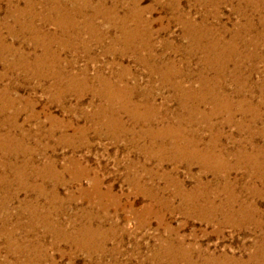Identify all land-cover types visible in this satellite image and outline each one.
I'll return each instance as SVG.
<instances>
[{
    "label": "rangeland",
    "instance_id": "obj_1",
    "mask_svg": "<svg viewBox=\"0 0 264 264\" xmlns=\"http://www.w3.org/2000/svg\"><path fill=\"white\" fill-rule=\"evenodd\" d=\"M30 2L34 27L55 31L57 26L41 20L46 14L42 0ZM13 4L25 6L23 0H13ZM246 4L247 0H90L89 8L73 16L83 28L79 40L88 47H52L59 52V66L65 72L80 75L84 69L91 79L99 72L109 77L111 84L122 66L128 68L124 80L134 89L129 98L113 106L117 120L135 131L170 125L187 139L193 138L199 149L213 145L211 151L221 153L233 169L213 176L197 163L187 166L166 161L159 165L158 158L150 157L144 149L147 140L132 135V141L114 139L117 133L99 136L98 132L106 131L101 124L105 116L94 114L90 105L97 104V98L90 93L80 102L70 94L55 97L53 76L26 79L21 66L10 68L14 49L32 56L40 53V47L33 44L30 33L18 38L9 34L7 26L14 22L7 17V0H0V202L5 199V208L0 203V264H166L181 249L188 250L196 264H220L227 258L239 264H264V252L257 251H264V180L258 176V171H264V41L245 50L255 56L242 65L244 73L254 66L251 74H243L239 67L234 71L236 63L230 61L219 75L220 63L210 68L201 51L191 55L190 49L180 48L190 42L184 37L187 30H215L221 40H229L234 30H258L264 40V11L254 13ZM132 6L133 15L124 20L125 30H140V38L152 44L151 54H163L173 71L182 72L176 80L185 90L199 88V84L204 86L202 91L213 87L222 100L220 106L206 103L208 95L203 94V105L196 106L198 115L189 119L190 114L179 109L174 90L163 86L159 74H153L147 64L132 55L121 60L106 53L117 30L113 25L119 26L120 18ZM96 7L101 11L96 13ZM86 30L105 31V38L94 43ZM255 34L241 37L253 38ZM166 42L170 46H165ZM6 45H12L13 50H7ZM243 47L240 43L239 51L244 52ZM142 54L147 56L146 51ZM150 65L163 67L164 63L154 60ZM10 100L12 107L6 105ZM123 102L128 109L138 103L139 113L150 117L149 125L131 120ZM16 112L19 128L12 129L8 120ZM85 114L90 117L86 119ZM78 129L84 131L82 136L75 135ZM51 131L53 136L48 135ZM64 131L72 135L70 145L57 141ZM179 131L173 133L181 134ZM8 136L15 140L7 145ZM168 138L165 141L170 144L172 138ZM242 151L251 154L250 164L256 169L247 166L239 154ZM233 152L240 157L238 163L228 155ZM14 161L16 166L10 165ZM66 167L70 170H64ZM183 192L196 193L197 205H218L209 210L211 219L200 215V209L189 207ZM80 225L91 229V254L50 231L62 228L72 232ZM177 264L185 262L178 260Z\"/></svg>",
    "mask_w": 264,
    "mask_h": 264
},
{
    "label": "bare ground",
    "instance_id": "obj_2",
    "mask_svg": "<svg viewBox=\"0 0 264 264\" xmlns=\"http://www.w3.org/2000/svg\"><path fill=\"white\" fill-rule=\"evenodd\" d=\"M247 1H248V4H246V7L250 8L254 13L258 12V10L264 11V0H253L252 2H251V0H247ZM7 2H8L7 17L12 18V20L14 22L12 26L10 24H9V26H7V30L9 31V34L14 38H18L17 36H19L20 34L23 35L24 33L25 34L30 33V34H32V37H30V39L33 42H35L33 44H35V46L38 48L40 47V53H35V54H32V56H31L28 53L22 52V50H19V49L13 50L11 48L12 45H11V47L6 45L7 50H10V51H11V49L13 50L12 54H14V55L12 57L15 58V60L13 62L8 63L10 68H15L16 66H21L22 69L24 70L25 76L27 77L26 79L36 78V79L42 80L45 77H47L48 75L53 76V78L55 79L54 84H53L55 97L56 96H64V95L68 96V94H70V95L75 97V100L77 102H80L86 94L90 93L92 96L97 98L98 103L97 104L90 103V105L94 109V112H93L94 114L99 115V117L105 116V119L102 121L101 124H102V127L104 126V128H105L104 130H106V131L105 132H98L99 136L100 135H108V133L110 135L112 133H117V135L114 134V136H113L114 139L119 137V139L120 138H126V139H129L130 141H132L133 137L135 136V138H137V139H142V140L144 139V141L147 140L148 143H146L147 145L144 149L147 151V154L150 157L158 158V160H159L158 164L159 165L163 164V162H166V161H169L173 164L184 163V165H187V166H190L191 163L192 164L197 163L201 166L203 171L211 172L213 174V176L218 174V173H221V172H227L229 170H233L231 164L229 165L228 162L226 161V158L223 161L221 153L216 154L215 152L211 151L214 148L213 145H210L208 147L204 146V148L202 147V149H199L198 143L194 142L193 138L187 139V137H184V134L181 131H179L177 129L174 130L175 128H172L170 125L165 127V128L162 127L160 129H155V128L149 126V127H145L144 130L135 131V129L129 130L128 127H126L125 124H123V122L117 120V118L114 116V113H113V106L116 104V102H121V100H125V98H127V97L129 98L130 92L133 91V89H134L133 87L129 86L124 80L126 78V76L129 75V70L125 66H122V68L116 74L115 83H112L113 82L112 81L111 84H110L111 80L110 81L108 80L109 77H104L103 75H100L99 72H97V74H95V76L91 79L87 76L84 69L80 72V75H78L74 72H71V73H69L68 71L65 72L62 69H60L59 63L61 60H60L59 55H58L59 52H56L54 49H52V47L56 46V48L59 47L61 49H64V48L69 47V46H71V47L73 46L76 48L78 45H79V47H82L85 49L88 47L87 42H83V41L79 40V38H80L79 35L83 32V30H82L83 28L81 26L79 27L78 25H76V23L73 19V16H75V14L76 15L82 14V12L84 11L83 9L89 8L90 7V0H65V1H62V0H42L43 10L46 12V14L44 17L42 16L44 19H41V20L43 23H52L55 26H57L56 28L59 30L56 29L53 32L47 31V30H44V31L39 30L38 28L34 27V25H33L34 23L31 21L34 16L30 14V7H31L32 1L30 2V0H23L25 6L22 8L18 7V5L15 6V4H13V0H7ZM256 3H258L260 6L257 5ZM99 6H100V3H99ZM134 7L135 6H132L126 10L125 16H124L125 18L123 16L120 18L119 26H117V25L115 26L112 23V25L117 30H115V35L110 39L111 45H108V47H106V49H105L106 53H110V52L114 53V55H116V57L118 59H121V60L126 58L128 55H132L136 61L144 62L145 65L147 64L151 68V72L153 74H155V73L159 74L160 82L163 86L168 85V86H170L171 89H173L175 91V92L173 91V93H175V95L173 94L175 96L174 99L177 100L179 109H181L182 111H187L188 114H190V118L188 117L189 119H192L193 115H198L197 111H196V106L199 104L203 105V103H204V99H202L203 94L208 95L206 103L208 102V103L212 104L213 106H215V105L220 106L222 103V100L219 97H217L216 94L213 93V91H212L213 87H210L207 90L202 91V89H204V86L200 87V84H199L198 85L199 88H195V89L190 88V89L185 90L183 88V86L181 85V83L176 80V78H178L180 76V74H182V72L176 71V70L173 71V69H172L173 65L170 66L169 64L166 63V58L164 57L163 54H160L157 56L152 55L151 54L152 44L148 41L147 38H145V37L142 39L140 38V33H141L140 30H137V29L136 30H125L124 26H125L126 21L124 22V20H126V18H130L133 15V11L135 9ZM97 9H99V8L96 7L95 12L101 11V10H97ZM107 13H108V11H107ZM19 15L21 18H19ZM111 17H113V16H111ZM20 19H22L23 21L20 22ZM90 20L91 19H89V22H90ZM112 21H113V19H112ZM247 25L251 26V24L249 22L247 23ZM201 26H203V25H201ZM145 31L148 32V30H145ZM255 31H256V34H255V36L252 35L253 38H247L246 39V38H243L244 36L241 37L243 34L251 35L252 32L254 33ZM86 32L89 34V40L93 41L94 43H97V44L102 43V41L105 38V31L86 30ZM259 35H261V36H259ZM217 36H220V35L215 30H187L184 34V37L185 38L187 37V39H189L190 42H189L188 46H185V47L180 46V48L181 49H184V48L190 49L189 53L191 55H193L194 53L196 54L197 53L196 51H201L203 54L202 60L208 63V67L213 66L212 64L220 63L219 67H221V68H219V70H220V72H218L219 75H221V73L224 72V67H226L225 65L230 61H233L236 63L234 71L237 70L238 67H239V70L243 74H251L255 71V67L251 65L248 68H246V71L244 73L243 72L244 67L242 68V65L245 63H248L249 61H251L255 57L253 54H250V52L247 54L245 50H247V48H249L250 46H253V44H256L258 46V43H263V41H264V40H262L263 33L261 31H258V30H234V32H231V35H229L230 36L229 40H221V39L216 38ZM240 43L243 44V46H244L243 47L244 50L242 49L244 52L239 51V44ZM116 46H119L118 50L114 51ZM165 46H170V44L168 42H166ZM153 50H154V48H153ZM141 51H143V52L146 51L147 56L143 57V54L139 55ZM261 59L264 61V56H262ZM154 60L158 61L159 64L164 63V66L163 67L161 65L156 66V67L151 66L150 62H152ZM44 67H46V68H44ZM41 68L47 69V71H45ZM5 74H7V73H5ZM209 80H211V79H209ZM206 84H208V81L206 82ZM208 86H210V85H208ZM262 86H263V83H262ZM5 94H7V89H5ZM142 96H144V95H142ZM104 100H105V103H102ZM13 104H14V102H11V100H10V102L7 103L6 105H8L9 107H12ZM122 104H124V107L122 106L123 108L129 107V105H127L125 102H123ZM133 105H134V107H131L130 109L125 108L126 110H129L131 112L130 115H131L132 119L131 118L130 119L133 120L136 124L141 120L143 122H147L146 124L149 125L148 123H150L151 120H149L148 118H150V117H148V115H146V114L139 113L140 105L138 103H135ZM146 108L148 109V107H146ZM217 110H218V108H215V111H217ZM3 113H4V111H3ZM150 113H151V111H150ZM17 117L18 116H17V112H16V113H14L13 117L11 116L9 118V120H8L9 125L8 126H10V128H12V129L17 128V124H16L17 123ZM84 117L87 119L88 117H90V115L85 114ZM97 119H98V117H97ZM91 120H92V118H91ZM203 120H205V122H209L207 117H204ZM2 121H4V119ZM6 121H7V119H6ZM53 121H54V119L51 118L52 123H53ZM154 126L156 127V125H154ZM13 131H15V130H13ZM174 131H177V132L179 131V132H181V134L173 133ZM21 134H22V132H21ZM83 134H84V131H82L80 129H78L75 132V135H77V136L78 135L82 136ZM48 135L53 136V132L51 131ZM131 135L133 137H131ZM180 135H182V136L179 137V139H177L175 137V136L178 137ZM71 136L67 135L64 131V133H62L58 137V140L57 139L56 140L59 141V143H63V144L67 143L68 145H70L72 143V139H73ZM168 137L172 138V141L170 142V144H168L165 141L166 138H168ZM12 139H14V138H11L10 136H8L7 140L5 139L6 144L8 145L9 141L12 142L11 141ZM18 140L20 141V139H18ZM14 144L16 145V141ZM7 145H5V146H7ZM9 146H11V145H9ZM14 148H15V146H14ZM21 151L23 152V150H21ZM214 151H215V149H214ZM18 152H16V153H18ZM239 154L243 158H245L246 162L248 163L247 166L250 165L252 170L256 169V165L250 164L251 154H248L245 151L239 152ZM228 155L234 157L235 162L238 163L237 160H239L240 157L239 156L236 157V152L228 153ZM71 164H72V162H71ZM75 164H76V162H75ZM10 165L14 166L15 161L11 162ZM43 166L44 167L41 168L42 172L45 171V165H43ZM14 168H16V167H14ZM68 169H69V167L64 168V170H68ZM258 176L264 180V171H258ZM76 177H79V176L76 174ZM199 186L200 185L197 184V187H199ZM103 195H105V194H103ZM181 196L183 197V199L185 200V202L188 204L189 207L195 208L196 210L200 209L201 210L200 215H202L206 219H211V215H210L209 210L211 208L218 207V205H215L214 203L213 204L205 203V205H201V204L197 205L196 204V202H197V194L196 193H193V194L188 193L187 194V193L183 192V193H181ZM154 198H155V196L152 195V199H154ZM188 199L190 200V202H188ZM0 203L2 204L1 207L5 208V199H3V201H1ZM24 208H26V207H24ZM234 212L235 211H231V214H234ZM241 219L244 222L252 221V220H248L247 218H241ZM50 231H51V233H54L55 235L59 236L60 238L63 237L65 240L72 242L77 248H84V250H86L87 253L91 254L93 248L91 247L90 238H91L92 233H91V229L87 228L85 225H80L79 227H75L74 230H72V232L71 231L68 232L62 228L50 229ZM165 251L167 253H170V251H168L167 248L165 249ZM257 251H258V254L264 252V251H261L260 249H257ZM162 253L165 255L164 250H162ZM155 255L160 256L161 254L159 253V254H155ZM176 255H178L176 258L166 260V261H168L166 264H177L178 260L185 262V264H196V262L192 260L191 256H189L188 250H186V249L185 250L181 249V251H179V253ZM161 263L162 262H158L157 264H161ZM218 263L219 262L213 261V263H211V264H218ZM35 264H37V263L35 262ZM71 264H73V263H71ZM220 264H239V263L237 260H234V259L228 260V258H227L226 262L222 261V262H220Z\"/></svg>",
    "mask_w": 264,
    "mask_h": 264
}]
</instances>
